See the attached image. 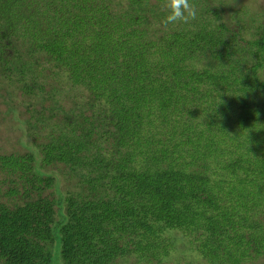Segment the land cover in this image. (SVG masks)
Masks as SVG:
<instances>
[{"label":"trees","instance_id":"obj_1","mask_svg":"<svg viewBox=\"0 0 264 264\" xmlns=\"http://www.w3.org/2000/svg\"><path fill=\"white\" fill-rule=\"evenodd\" d=\"M123 1L0 0V78L30 96L48 66L85 94L26 104L45 135L0 154V264L264 257V22L242 41L191 0L193 28L164 30L161 0Z\"/></svg>","mask_w":264,"mask_h":264},{"label":"rangeland","instance_id":"obj_2","mask_svg":"<svg viewBox=\"0 0 264 264\" xmlns=\"http://www.w3.org/2000/svg\"><path fill=\"white\" fill-rule=\"evenodd\" d=\"M215 1L219 3H223L221 1H224L223 4L227 7V17L230 16L228 20L225 15L224 18L228 23L231 21L233 25L237 26V36L242 41L243 38L250 39L255 37L256 28L260 26V23L264 22V0H212L211 2L214 3ZM121 2L122 4H112L111 9H118L121 5L124 6V1L121 0ZM189 25L191 27L194 26L193 23H189ZM242 41L240 42L241 44ZM247 60L249 62L252 61V57H247ZM259 72H261V76L264 78V68ZM43 73L45 74L44 79H41L43 90L30 96H24V94H22L23 92L19 91L17 88V83L15 81H8L6 78H0V154L25 151V144L38 141V138L45 135L47 130L30 128V126L26 124V121L31 119L29 118L30 115L28 112L30 106H26V104L35 103L37 101L41 102L40 106L38 103L35 104V109H46L50 104H54L55 107L62 108V111H76L82 107L83 97L85 99V94L82 89L71 88L68 81L60 74L59 70L53 73V69L47 66L43 70ZM53 88H55V91L52 90ZM31 148L33 147L31 146ZM62 168L61 164L48 167L51 172H56V169L61 170ZM74 181L75 179L71 182L73 183ZM1 186L3 185L0 184V187ZM64 187H68L69 190L74 188L70 182L61 185V188ZM4 188L5 186L2 189ZM240 263L264 264V257L260 256L258 259L243 258ZM149 264H212V262H208L204 257L200 256L197 250L190 247V245H186V249L179 250L173 254L170 253V255L163 258L161 262L154 263V261H152Z\"/></svg>","mask_w":264,"mask_h":264},{"label":"clouds","instance_id":"obj_3","mask_svg":"<svg viewBox=\"0 0 264 264\" xmlns=\"http://www.w3.org/2000/svg\"><path fill=\"white\" fill-rule=\"evenodd\" d=\"M160 7L165 13L156 23V27L164 30L178 24H188L198 16V9L191 0H161Z\"/></svg>","mask_w":264,"mask_h":264}]
</instances>
